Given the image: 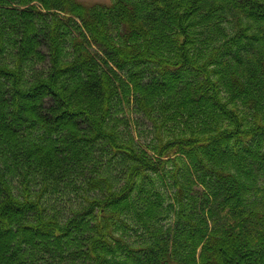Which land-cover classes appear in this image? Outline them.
I'll use <instances>...</instances> for the list:
<instances>
[{"label": "trees", "instance_id": "trees-1", "mask_svg": "<svg viewBox=\"0 0 264 264\" xmlns=\"http://www.w3.org/2000/svg\"><path fill=\"white\" fill-rule=\"evenodd\" d=\"M264 264V0H0V264Z\"/></svg>", "mask_w": 264, "mask_h": 264}, {"label": "rangeland", "instance_id": "rangeland-1", "mask_svg": "<svg viewBox=\"0 0 264 264\" xmlns=\"http://www.w3.org/2000/svg\"><path fill=\"white\" fill-rule=\"evenodd\" d=\"M85 3H93V2H103V3H110L111 0H80ZM224 264H227L224 262Z\"/></svg>", "mask_w": 264, "mask_h": 264}]
</instances>
